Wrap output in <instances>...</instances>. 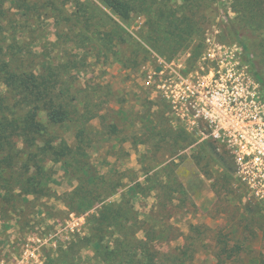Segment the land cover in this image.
<instances>
[{"label":"trees","instance_id":"1","mask_svg":"<svg viewBox=\"0 0 264 264\" xmlns=\"http://www.w3.org/2000/svg\"><path fill=\"white\" fill-rule=\"evenodd\" d=\"M97 1L108 9L110 15L93 2L89 6L81 3L70 13L66 10L67 1L52 0L50 9L57 13L54 17L57 38L53 42L48 40L47 34L37 35L33 28L37 23L36 15H47L42 10L47 7L42 0H0V197L5 193L7 196L3 199L10 203L17 191L24 195L45 193V187L53 179L46 164L50 161L62 163L66 173H72L79 183L73 192L67 194L69 212L83 214L100 205L97 215L101 217V224L90 239L95 240L93 245L101 262L208 264L207 260H197L201 248L207 246L200 245L201 239L196 236L172 256H159L153 250V244L171 240V232L176 229L168 223L169 220L151 224L161 217L164 206L161 200L167 197L165 194L156 190L157 207L151 211L153 215L139 226L135 208L126 193L119 203L110 199L119 191L121 176L116 181H109L98 171L93 175L88 173L90 135L86 127L95 119L104 124L106 116H99V109L95 112L93 107L88 109L89 101L81 100L75 94H78L76 85L91 57L98 61L104 57L112 58L123 67L140 65L139 59L142 58L139 55L126 56V52L120 50L132 40V35L114 17L128 25L133 16L143 18L145 23L139 31L142 39L162 54L168 47H173L176 55L185 47V42L198 35L196 18L204 15L211 0H180V7L173 6L175 0ZM234 5L238 17L228 16L231 20L229 31L237 43H243L245 29L254 35L264 32V0H234ZM103 15L110 23L103 17L97 21ZM81 24L86 27L81 28ZM261 40L264 42V37ZM242 46L245 60L252 63L249 47ZM76 50H83V55ZM139 50L146 52L141 46ZM252 71L264 94V79ZM63 127H73V146L59 132ZM104 127L110 141L118 137L116 124H104ZM160 174L157 171L154 175L158 177ZM152 189L157 188L146 189L142 182H135L130 191L148 198L154 191ZM167 198L170 199L167 201L173 200ZM260 219V215L251 214L248 225L262 230ZM109 229L114 230L113 246L104 244ZM203 230L208 231V227L203 226ZM139 232H142V238H137ZM234 235L229 232L216 244L208 246L214 254L208 258L212 264H264V249L254 247L259 239L255 240L251 232L252 239L248 238L247 232L243 239L235 240ZM251 241L255 242L252 244Z\"/></svg>","mask_w":264,"mask_h":264},{"label":"rangeland","instance_id":"2","mask_svg":"<svg viewBox=\"0 0 264 264\" xmlns=\"http://www.w3.org/2000/svg\"><path fill=\"white\" fill-rule=\"evenodd\" d=\"M42 1L47 6V11L41 9L47 15H36L34 19L37 23L33 28L37 35L47 34L48 40L54 42L57 38L54 20L57 13L50 9L52 0ZM62 1L59 0L60 3ZM65 1L68 2L66 10L70 13L81 3H87L89 6L93 2L101 11L110 15L108 9L97 0ZM210 2L204 15L196 18L198 35L185 42V47L176 55L173 53V47H168L162 54L142 39L139 31L145 23L143 18L133 16L128 25L114 17V20L132 35V40L120 50L126 52V56L139 55L142 58L139 59L140 65L123 67L112 58L108 60L104 57L98 61L90 56L84 75H81L76 85L78 94H75L79 99L89 101L88 109L93 107V112L99 109V116H106L105 125L114 123L119 130L118 137L110 141L104 133L105 127L101 120L95 119L86 127L90 135V160L86 166L88 173L93 175L98 171L101 177H106L109 181H116L117 177L121 176L120 186L117 187L119 191L110 199L119 203L122 201V195L126 193L127 199L135 208L139 226L149 215H153L150 213L157 207L156 190L171 197L172 201H167V197L161 200L164 205L161 217L151 221V224L169 220L168 223L176 229L171 232V240L153 244V250L158 252L159 256H172L185 248L196 236L201 239L200 245L207 246L201 248L197 260H207L208 264H212L209 256H214L208 246L216 244L229 232H234L235 240L243 239L246 232L249 234L248 238L252 239L251 232L255 240L259 239L254 247L258 250L264 249V243L261 242L264 240V205L253 199L238 180L234 164L224 148H213L210 144L205 147L195 145L192 136H189L190 134L173 118L170 108L160 98L156 87L160 60L175 59L189 52L198 61L206 40L213 36L225 44L236 42L229 31L231 20L228 18L238 17V13L234 11V0ZM180 5V0L173 2L175 7ZM102 17L110 23L104 15L98 17L97 21ZM20 18L22 19L21 15ZM79 26L86 27L82 24ZM242 36L241 45L249 47L252 63L247 62L245 56L244 61L251 71L253 69L264 79V42L261 40L264 32L254 35L245 29ZM140 46L146 52L139 50ZM76 52L83 55V50ZM252 73L254 74L253 71ZM59 132L64 134L71 146L75 144L73 127H63ZM46 168L53 175V179L49 186L45 187V193L24 195L17 191L10 203L3 199L7 195L2 193L0 256L10 254L13 247L21 244L30 231L49 224L60 225L68 218L67 194L73 192L79 183L72 173H66L62 163L50 161ZM157 171H160L161 176L155 177ZM135 182H142L146 189H157H152L154 191L150 197L145 198L142 194L136 195L130 191ZM99 206L83 213L87 218L84 235L75 237L66 246L50 251L49 256H53L50 259L51 264H106L99 260L98 250L93 245L95 240L90 239L101 224V217L97 215ZM248 210L251 213H248ZM251 214L260 215L262 230L248 225ZM203 226H207L208 231L205 232ZM113 232V229H109L108 237L104 239L106 246H113ZM142 237V232H139L137 238ZM251 242L253 244L255 241Z\"/></svg>","mask_w":264,"mask_h":264},{"label":"built area","instance_id":"3","mask_svg":"<svg viewBox=\"0 0 264 264\" xmlns=\"http://www.w3.org/2000/svg\"><path fill=\"white\" fill-rule=\"evenodd\" d=\"M182 57L160 60V98L196 146L213 143L226 150L238 180L264 205V94L242 45L213 36L198 61L189 52ZM86 220V214L69 212L60 225L30 231L10 254L0 256V264H49L51 250L85 234Z\"/></svg>","mask_w":264,"mask_h":264}]
</instances>
